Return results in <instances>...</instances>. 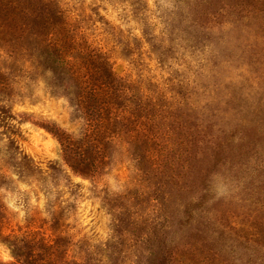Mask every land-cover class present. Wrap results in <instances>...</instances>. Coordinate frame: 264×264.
<instances>
[{
  "label": "rangeland",
  "instance_id": "obj_1",
  "mask_svg": "<svg viewBox=\"0 0 264 264\" xmlns=\"http://www.w3.org/2000/svg\"><path fill=\"white\" fill-rule=\"evenodd\" d=\"M63 24L130 90L95 148ZM0 264H264V0H0Z\"/></svg>",
  "mask_w": 264,
  "mask_h": 264
},
{
  "label": "trees",
  "instance_id": "obj_2",
  "mask_svg": "<svg viewBox=\"0 0 264 264\" xmlns=\"http://www.w3.org/2000/svg\"><path fill=\"white\" fill-rule=\"evenodd\" d=\"M65 24L63 28L50 34L47 39L42 38L40 48L53 50L56 47V55L49 54L48 58L54 61L56 69L59 70L57 74L61 76V87L65 90L67 98L86 114L88 129L85 139L82 140L85 143L89 142L87 144L95 148L114 138L112 135H114L116 124L127 114V110L123 111L121 105L126 101L130 90L124 87L122 79L116 77V74L111 71L108 60L99 59L91 54L88 48L78 46L77 40L70 37V31ZM14 31L17 35L12 34L14 35L12 41L17 50L12 59L25 66L26 63L31 62L25 59L26 31L17 27ZM44 56L45 54L41 58ZM58 133L64 162L76 174L87 175L83 168L85 164L78 162L77 149H81L78 141L64 132Z\"/></svg>",
  "mask_w": 264,
  "mask_h": 264
}]
</instances>
